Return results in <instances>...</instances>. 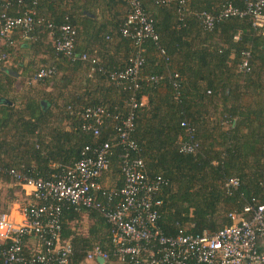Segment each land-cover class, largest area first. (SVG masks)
Returning a JSON list of instances; mask_svg holds the SVG:
<instances>
[{
	"label": "trees",
	"instance_id": "16d2710c",
	"mask_svg": "<svg viewBox=\"0 0 264 264\" xmlns=\"http://www.w3.org/2000/svg\"><path fill=\"white\" fill-rule=\"evenodd\" d=\"M244 1H186L184 9L215 13L227 3L242 7ZM140 4L153 22L157 45L168 59L164 63L154 46L145 42L142 73H175L178 85V96L167 80L156 85L141 83L136 94L137 98L145 99L135 112L131 137L147 174L166 182L157 196L161 201L157 225L167 235L174 233V223L187 234L213 233L228 224L225 218L228 211H239L252 198L256 202L264 198L261 188L264 183V30H253L248 19L229 18L205 31L190 15L186 14L182 22L176 20L175 0L164 5L140 0ZM42 6H48L52 12L43 17L54 23H61L62 17L67 16L76 33L75 54L96 57L106 70L125 66L133 47L118 32L126 12L122 0L40 1L36 12ZM83 12L93 18L85 17ZM84 35L86 43L94 47L105 48L112 42L126 47L123 65L107 66L92 49L77 51L76 40L78 36L82 40ZM14 40L20 41L19 50L31 53L27 62L18 64L23 71L34 64L38 65L34 72L52 66L54 76H59L38 81L31 95H17L12 74L0 65L1 184L14 183L6 174L9 168L47 178L56 171L55 166L75 162L83 146L106 138L105 132L93 138L81 131L79 118L69 115L67 106H101L111 113L123 112L127 98V93L105 76L94 74L88 78L87 63L57 56L46 34L33 41L14 35L11 41ZM1 45L0 54L5 59L13 45ZM242 51L249 53L248 73L238 71ZM37 53L42 58L35 61L33 57H38ZM81 71L85 73L83 88L69 91L70 75ZM47 85L57 92L45 90ZM60 101L62 107H58ZM57 107L60 116L52 112ZM182 121L193 128L198 143L194 153L178 150L179 142L185 140V131L179 126ZM108 172L118 188L120 177L114 159ZM230 177L237 178L239 185L226 194L221 184ZM81 213L91 220L84 236L75 229ZM61 238L71 246L67 264H83L86 252L93 246L108 255V263L102 264L114 261L108 226L95 211L63 208Z\"/></svg>",
	"mask_w": 264,
	"mask_h": 264
},
{
	"label": "built area",
	"instance_id": "2783aa9c",
	"mask_svg": "<svg viewBox=\"0 0 264 264\" xmlns=\"http://www.w3.org/2000/svg\"><path fill=\"white\" fill-rule=\"evenodd\" d=\"M40 1L2 0L0 3V42L11 44L17 35L33 41L40 34L52 40L57 56L88 64L87 77L105 76L127 93L123 112L111 113L101 106H67L69 115L79 118L81 131L93 138L101 133L106 138L85 145L79 158L69 166H55L56 171L47 178L31 176L20 169L9 168L7 176L20 188L23 203L13 211L0 207V224L5 225L0 234L1 264H67L71 246L61 238V212L72 207L75 211H95L108 226V238L114 261L109 264H264V198H253L239 211H228V224L213 233L187 234L177 223L174 233L164 234L157 225L158 195L166 182L159 176L150 177L143 161L138 157V146L132 139L135 112L143 106L144 99L137 98L141 83L156 85L167 80L178 96L177 74H143V44L149 42L157 55L167 63L164 51L157 45L153 22L142 11L140 0H122L125 18L119 28L121 37L128 39L133 52L123 68L106 70L96 57L85 53L75 54V29L66 15L57 24L38 15L35 7ZM154 5L168 4L173 0H151ZM177 1L176 20L182 22L190 15L199 26L210 31L220 21L236 18L248 19L257 32L264 30V0H245L242 7L227 3L215 13L185 11L186 1ZM236 39V38H234ZM4 54H0V61ZM249 53H240L238 71L248 73ZM55 69L45 66L35 71L30 81L38 82L54 76ZM207 94L209 92H206ZM179 126L185 131V140L179 142L181 153H194L198 143L193 128L185 122ZM115 160L120 186L103 187L100 178L109 171ZM237 178L224 180L221 188L229 194L238 188ZM264 190V183L261 185ZM100 258L108 263V255L93 246L84 256L92 263Z\"/></svg>",
	"mask_w": 264,
	"mask_h": 264
},
{
	"label": "crops",
	"instance_id": "0c3cea01",
	"mask_svg": "<svg viewBox=\"0 0 264 264\" xmlns=\"http://www.w3.org/2000/svg\"><path fill=\"white\" fill-rule=\"evenodd\" d=\"M38 15L41 16H49L52 12H50V9L48 6H42L37 10ZM82 15H84L85 17L88 18H93L92 15H90L89 13L83 12ZM97 15V14H96ZM95 20L98 21L99 20V16L95 17ZM48 38V37H47ZM17 42V40H14L12 42V45H15V43ZM0 46L1 42H0ZM24 45H21V47H23ZM42 48V47H41ZM89 49H92L93 51L96 52V55L99 57L100 60H102V62L104 64H106L107 66L110 67H120L121 65H123L124 60L126 58V47H123V45L121 44H117V43H110V45H107V47L105 48H98V47H94L91 46L90 44L86 43V37L84 35V37L81 40V36H78L77 40H76V50L77 51H87ZM42 50L44 51V49L42 48ZM41 51V53L43 52ZM41 53H37L36 56L42 58ZM77 54V53H76ZM145 99V98H143ZM115 181L114 179L111 178V176L109 175V172H106L105 174H103L100 178V184L103 187H114L115 183L113 182ZM2 186H5L6 188L4 189V194L5 197L2 196L0 197V206L3 208V210L5 211H13L14 208L13 207H19L20 203H22L24 200L22 192L20 190V188L14 184V183H5V184H1ZM14 213V211H13ZM87 221V227L91 224V220L87 217L86 213H81L80 214V219L77 222V224H81L83 221ZM86 263V262H84ZM86 264H92L90 263H86Z\"/></svg>",
	"mask_w": 264,
	"mask_h": 264
},
{
	"label": "rangeland",
	"instance_id": "374dc122",
	"mask_svg": "<svg viewBox=\"0 0 264 264\" xmlns=\"http://www.w3.org/2000/svg\"><path fill=\"white\" fill-rule=\"evenodd\" d=\"M19 46H20V41H17L15 43V45H13L12 49H10L9 52H6V54H7L6 58L4 59V61L0 62L1 63L0 65L6 71H9L12 74L11 78H13V83H12L13 84V90L16 92V94L17 95L22 94L24 96H27V95H31L33 93L30 91L33 90V88H35L36 84L38 83V82L30 81V78L34 72V69L36 67H38V65L34 64L31 68L23 71V69H21V66L19 67L18 64H20V62H22L23 64L25 62H27L28 59H30L29 56L31 55V53L29 51L25 52V51L19 50ZM33 58L35 59V61L39 60V57L34 56ZM58 76L59 75L56 74L54 76V78L55 77L58 78ZM70 76L72 77V80L70 81V84L68 86L69 91H76V90L83 88L84 78H85L84 72H82V71L77 72V73L71 74ZM47 86H46L45 90H49L50 92H57V91H55V89L51 90L50 89L51 87H49L50 85L48 87ZM57 104L59 105L58 107H62L61 101L57 102ZM58 107L56 109H52V112L59 113L60 109ZM59 116H60V113H59ZM56 118H58V117H56ZM52 120H54V118L51 119V121ZM62 124H64V123H62ZM111 174L112 173H110L109 175L111 176L112 179H114V177ZM5 188H6L5 186L0 185V197H2V196L5 197V194L3 192ZM22 203H20V205ZM13 208L15 209V207H13ZM1 209H3V208L1 207ZM12 214H14L13 211H12ZM82 221L83 222L81 224L78 223L75 225V229H76L77 234L84 236L86 234V231H87V221H84V220H82ZM83 264H86V263L83 262Z\"/></svg>",
	"mask_w": 264,
	"mask_h": 264
},
{
	"label": "clouds",
	"instance_id": "9594fccd",
	"mask_svg": "<svg viewBox=\"0 0 264 264\" xmlns=\"http://www.w3.org/2000/svg\"><path fill=\"white\" fill-rule=\"evenodd\" d=\"M4 228H5V225H3V224H0V234H2V233H3V230H4Z\"/></svg>",
	"mask_w": 264,
	"mask_h": 264
},
{
	"label": "water",
	"instance_id": "95a60500",
	"mask_svg": "<svg viewBox=\"0 0 264 264\" xmlns=\"http://www.w3.org/2000/svg\"><path fill=\"white\" fill-rule=\"evenodd\" d=\"M95 261L98 263V264H102L103 261L100 259V258H96Z\"/></svg>",
	"mask_w": 264,
	"mask_h": 264
},
{
	"label": "bare ground",
	"instance_id": "6f19581e",
	"mask_svg": "<svg viewBox=\"0 0 264 264\" xmlns=\"http://www.w3.org/2000/svg\"><path fill=\"white\" fill-rule=\"evenodd\" d=\"M13 216H15V214H13Z\"/></svg>",
	"mask_w": 264,
	"mask_h": 264
}]
</instances>
